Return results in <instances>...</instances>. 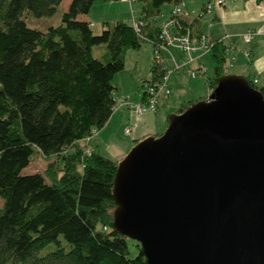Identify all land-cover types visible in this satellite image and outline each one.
I'll list each match as a JSON object with an SVG mask.
<instances>
[{
	"label": "trees",
	"instance_id": "16d2710c",
	"mask_svg": "<svg viewBox=\"0 0 264 264\" xmlns=\"http://www.w3.org/2000/svg\"><path fill=\"white\" fill-rule=\"evenodd\" d=\"M63 1L0 0V264H148L141 244L130 256L128 237L114 228L117 161L83 147L115 112L113 79L125 67L127 50L140 49L143 39L157 42L159 33H146L150 19L165 3L181 0H141L142 36L124 20L104 21L95 34L78 16L98 0H71L61 22L46 31L24 18L51 16ZM180 25L190 27L184 18ZM102 44L105 58L93 52ZM209 54L213 90L229 74L226 44L214 41ZM246 78L264 95V86ZM37 153L63 162L24 174ZM51 244L54 249L41 254Z\"/></svg>",
	"mask_w": 264,
	"mask_h": 264
},
{
	"label": "water",
	"instance_id": "95a60500",
	"mask_svg": "<svg viewBox=\"0 0 264 264\" xmlns=\"http://www.w3.org/2000/svg\"><path fill=\"white\" fill-rule=\"evenodd\" d=\"M114 228L148 264H264V95L229 73L117 162Z\"/></svg>",
	"mask_w": 264,
	"mask_h": 264
},
{
	"label": "rangeland",
	"instance_id": "374dc122",
	"mask_svg": "<svg viewBox=\"0 0 264 264\" xmlns=\"http://www.w3.org/2000/svg\"><path fill=\"white\" fill-rule=\"evenodd\" d=\"M70 1L71 0H64L58 6L57 11L51 16L36 18L32 14L26 13L24 15V18L31 27L37 28L42 31H46L48 26L56 25L61 22L62 13L68 8ZM135 1L137 0H132V2ZM120 13H124V14L118 18H126V17L129 18L131 15V7H129V5L122 0L95 1L93 7L88 13V15H90V17H92L93 19V21L92 19L91 21L94 22L92 25L94 33L100 34L103 30V27L101 25L102 16H107V18H114L110 16H112V14L118 16V14ZM176 48H173V52L180 58L181 56L180 54L183 55V53L181 51H178V49ZM163 54L164 56L166 55L165 58H166L167 66L169 68L173 67L174 63L172 59H170V56L167 54V52H164ZM184 57L185 60L186 59L188 60V57L190 56L185 55ZM181 61L182 60H180L179 63L182 64ZM151 62H152V44L148 39L142 40V46L140 49L138 50L129 49V51L126 52L125 67L121 71H119L113 79V84L117 86V89L115 91L117 107L120 106L121 100H130V101L132 100L134 102H140L142 100V96L145 91V87L143 85L144 78L146 79L152 75ZM202 62L205 63L206 66L204 65L203 66L206 67L208 70L206 71V73H198L197 77H193L189 72L190 69H198L195 68L196 66L192 64V62L188 66H184L179 70H174V72L170 75L168 84L169 87L172 88L171 94L169 95L168 99L161 100L158 108L160 113L165 114V118H166L165 122L169 121L170 114L172 112H175L173 111L174 109L179 108V106L190 100H192L193 102L202 100L205 98L206 94L207 96H209L210 93L213 91L211 90L208 93H206L204 89L205 85L209 88L207 80L209 76L210 77L213 76L211 56L209 54L204 55ZM230 62H231L230 57H228L227 70L229 73H232L235 71V68L231 66ZM119 113H121V118L118 121L116 120L115 123L113 122L110 123L103 130L102 135L99 137L100 140L93 142L94 145L99 146V149L103 154L110 157L113 156L110 149L114 148L115 146H119L121 147V149H124L122 151V152L125 151L123 155L124 157L127 154V152L130 150V148L134 145L133 144L129 146V142L130 143L133 142L132 141L134 138L133 136H135V134L136 136H142L143 134L142 132L145 129L142 117H138L134 115L126 107L121 108L116 113H113V115L115 114L118 115ZM149 116L152 115L149 114ZM127 128L129 129V132L126 131ZM164 130L162 131V133L164 132ZM112 158H114V156ZM52 160L58 161L59 165L61 162H63V158L59 159L56 156L49 158V157H45L42 153H37L36 155L33 156L31 165L26 167L23 170V173L24 174H33L35 172L44 173L45 170L47 169L49 162ZM2 204H3V200L2 198H0V206ZM128 247H129L130 256L134 257L138 254L139 247L136 240L128 238ZM53 249H54V244H51L47 246L45 249H43L41 251V254H46Z\"/></svg>",
	"mask_w": 264,
	"mask_h": 264
},
{
	"label": "crops",
	"instance_id": "0c3cea01",
	"mask_svg": "<svg viewBox=\"0 0 264 264\" xmlns=\"http://www.w3.org/2000/svg\"><path fill=\"white\" fill-rule=\"evenodd\" d=\"M122 1L126 2L129 7H131V15L129 17L130 19L128 17L118 18L121 17V15H123L124 13H120L118 14V16L112 14V16L110 17L114 18H107V16H102V27H104L103 22L107 20H124L128 23H133L134 19L139 20L141 18L144 8V3L141 0H137L135 2H132V0ZM206 2L207 0H181V2L179 3V5L188 12V16H186L184 20L187 24H189L192 32L203 33L207 35L208 39L211 42L223 41L227 46V56L230 57V64L235 68V71L232 73L241 74L245 77L248 75L253 79H258L257 84L259 86H264V0H226L225 4L215 10L213 13H207L201 17H198ZM173 6V3H165L161 7L160 14L157 17L150 19L148 28H146V33L149 36L153 34L156 37V35L160 33L159 31L161 26L169 20ZM78 18L85 19L92 25L94 23L92 22V17H90V15L88 14H81L78 16ZM210 22L213 23L212 27L210 26ZM248 32L253 33V37L249 42L245 41L243 38V35ZM149 41L152 44L153 50V42L151 40ZM173 48L176 47H170V53L169 51H165L170 56V59H172V54L174 57H176L178 62L180 60H182V64L188 62L187 59L185 60V54L180 49L176 48L178 49V51H181L183 53V55L180 54L181 56L179 58L173 52ZM93 52L97 57L101 58H105L109 54L108 49L105 45L94 47ZM207 54L209 53L195 52L193 54L192 64L196 66L195 68H198L200 65L206 66L205 63L202 62V59L204 55ZM188 65L183 64L182 67ZM204 89L206 93L211 91L210 88H208L206 85ZM206 97H208L207 94L204 99H206ZM168 98L169 97L164 99ZM121 108L125 107L119 106L114 113L119 111ZM158 112L159 110H157V112L154 114L148 112L142 117L145 127L142 132L143 134L142 136H136L135 134V136H133V142H129V146L135 144L136 139H141L151 134L156 135L162 133V131L167 127V122H165V114ZM149 114H151L153 117L149 116ZM120 118L121 113H119L118 115L112 114L107 124L102 129H100V131L97 130L91 137L89 144L94 147V149H99V146L94 145L93 142L99 141V137L102 135L103 130L110 123H115L116 120L118 121ZM123 150L124 149H121V147L119 146L111 148L110 151L114 156L113 159L118 162L124 155L125 151L122 152Z\"/></svg>",
	"mask_w": 264,
	"mask_h": 264
},
{
	"label": "built area",
	"instance_id": "2783aa9c",
	"mask_svg": "<svg viewBox=\"0 0 264 264\" xmlns=\"http://www.w3.org/2000/svg\"><path fill=\"white\" fill-rule=\"evenodd\" d=\"M226 0H208L198 17H201L207 13H213L219 7L225 4ZM188 16V12L185 11L179 4L173 6L170 13L168 22L163 24L160 28L159 39L157 42H153L152 50V75L146 78L143 82L145 87L143 99L140 102H134L130 100H121L120 106L126 107L130 112L138 117H143L148 112L156 113L160 101L169 97L171 88L169 87V77L174 70H179L183 64H190L193 60V54L195 52L209 53L213 42L208 39V36L203 33H194L190 27L184 30L179 29L180 19ZM133 25L137 33L143 35L144 22L139 19L133 21ZM210 26L213 23L210 22ZM182 27V26H181ZM253 37V33L248 32L243 35L245 41L249 42ZM170 47H177L185 55H188V62L183 64L179 63L171 54L173 67L169 68L166 64V58L164 56L165 51H169ZM207 68L200 65L198 69H190L189 72L193 77H197L198 73H206ZM257 83L258 79H254ZM118 109L117 103L115 105V111ZM129 132V129H126ZM91 136L85 139V146L83 147L86 153L92 152V147L89 145Z\"/></svg>",
	"mask_w": 264,
	"mask_h": 264
}]
</instances>
